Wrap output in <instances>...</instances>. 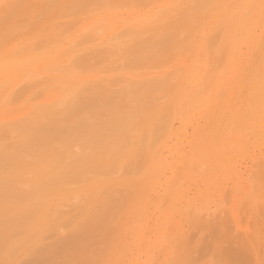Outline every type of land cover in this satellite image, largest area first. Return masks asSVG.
I'll use <instances>...</instances> for the list:
<instances>
[{
  "label": "rangeland",
  "instance_id": "rangeland-1",
  "mask_svg": "<svg viewBox=\"0 0 264 264\" xmlns=\"http://www.w3.org/2000/svg\"><path fill=\"white\" fill-rule=\"evenodd\" d=\"M0 59V264H264V0H3Z\"/></svg>",
  "mask_w": 264,
  "mask_h": 264
},
{
  "label": "bare ground",
  "instance_id": "bare-ground-1",
  "mask_svg": "<svg viewBox=\"0 0 264 264\" xmlns=\"http://www.w3.org/2000/svg\"><path fill=\"white\" fill-rule=\"evenodd\" d=\"M1 1H3V0H0V2ZM151 12H149L150 14L147 13L145 15H143V14L140 15L139 14L137 16V18H136V16H134L133 19L136 18L135 20L137 21L138 24H141L143 26L144 25L148 26L147 24L149 22H151V19L153 18V16L156 15V13H155V15H153V11H151ZM241 15H242V12L239 11L238 14H237V16L240 17ZM245 21H246L245 18H242L240 20V22L243 23V24H245ZM99 24H101V22ZM101 26H103V24ZM104 26H106V25L104 24ZM150 27H151V25L148 28H150ZM251 35H253V33H251L249 35V38H251ZM236 46H239V43L237 41H234L233 47H236ZM233 53L234 54L237 53L236 52V49H233ZM37 70H41V69L38 66H36L33 62L21 61V62H19V64H18V62H17V64H15V62H10V61L3 62V60L0 59V89L2 88V90H5V93H7L6 90L9 89L10 87H13L17 83L18 79L21 80L24 76L26 77L25 79H23V80H25V82H26V79H28V80L30 79L31 74L29 75L27 72L30 71V73H31V72L37 71ZM46 70H47V68H46ZM46 70H42V71L44 72ZM28 75L30 76L29 78H27ZM33 80H35V78L34 79L32 78V82H33ZM30 82L31 81H29V83ZM5 93H3L1 91V93H0L1 94L0 102H1V99H3L2 95L4 96ZM186 96L189 97V94L186 95ZM186 96H185V94H183L182 95V99H184ZM5 99L6 98H4V100ZM6 100H5V103L7 104ZM180 101H181V99H180ZM2 102H3V100H2ZM2 104H4V103H2ZM1 105H0V107H3ZM4 106H5V104H4ZM260 121H262V122L264 121V114L263 113H262V115L260 117ZM49 175H51V173ZM53 179H55L54 176H52V177L51 176H48L46 178V180L44 178L43 179L44 181L42 180L38 184V187L40 189H43V187L46 185V188L49 189L50 186H51V183L53 182ZM32 212H34V207L33 206L32 207L30 206L26 212L25 211L23 212V215L21 217H18V218H16L13 221V224L12 225H8L7 224V225H3L2 227H0V251H3L6 248H8L7 247V241L9 239H11L13 236H15L17 233H19V231H22L23 229H28V228H30L32 226L31 225V219H30ZM8 216H9V214H8ZM6 217H5V219H6ZM3 218H4L3 216L0 217V223L1 222L2 223L4 222L5 219H3ZM7 219H9V218H7ZM9 220H11V219H9ZM92 224L95 225V226H97V227L100 226V224L98 222H94ZM89 243H90V241H89V235H88V233L86 231H81V232H76V233L72 234L71 237L67 240V242L65 244L69 247L70 253L73 254V253H77L80 250H82ZM234 258H236V261H237V259H239V258H237V256L234 257ZM38 263H40V262H38Z\"/></svg>",
  "mask_w": 264,
  "mask_h": 264
}]
</instances>
